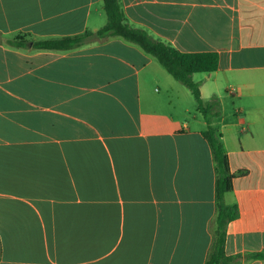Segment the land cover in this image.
I'll return each mask as SVG.
<instances>
[{
	"label": "crops",
	"instance_id": "obj_1",
	"mask_svg": "<svg viewBox=\"0 0 264 264\" xmlns=\"http://www.w3.org/2000/svg\"><path fill=\"white\" fill-rule=\"evenodd\" d=\"M119 3L155 40L219 54L217 71L193 79L204 104L219 102L212 125L235 175L225 250L264 264L246 257L264 254V0ZM106 20L103 0H0V264H205L216 216L207 123L159 109L191 91L119 37L33 47Z\"/></svg>",
	"mask_w": 264,
	"mask_h": 264
},
{
	"label": "trees",
	"instance_id": "obj_2",
	"mask_svg": "<svg viewBox=\"0 0 264 264\" xmlns=\"http://www.w3.org/2000/svg\"><path fill=\"white\" fill-rule=\"evenodd\" d=\"M106 24L97 32L86 31L83 34L62 38L33 40V47L42 51H70L80 48L94 39L122 38L141 47L146 53L155 57L160 65L177 81L185 85L192 93L198 111L206 120L207 127L203 135L208 141L216 168V216L210 224L211 246L205 264H239L242 255L229 256L225 244L228 225L238 218V210L225 203V195L232 191L235 175L231 173L228 155L222 142V135L212 125L215 114L212 110L219 105L216 98L210 104H204L200 86L194 81L197 73H213L218 70L220 57L216 52L185 53L170 44L155 40L145 30L134 28L128 22L119 0H103ZM18 36L16 39H23ZM22 46L26 42H11ZM247 259H264V254H248Z\"/></svg>",
	"mask_w": 264,
	"mask_h": 264
},
{
	"label": "rangeland",
	"instance_id": "obj_3",
	"mask_svg": "<svg viewBox=\"0 0 264 264\" xmlns=\"http://www.w3.org/2000/svg\"><path fill=\"white\" fill-rule=\"evenodd\" d=\"M201 76H204V74L201 73L200 75H198V77H196V80L201 78ZM171 78L173 79V77H171ZM173 80H175V79H173ZM175 82H177V81H175ZM176 84H178L176 86H179V88H180V86H182V85H180V84H182L180 82L176 83ZM153 89H155V91H160V93H163V88L159 84H155ZM178 95L180 96L179 93L178 94H174V97H175L174 98L175 109L174 108L171 109V107L169 108L166 104H162V107H159V109H162L163 113H167V112L172 113L175 116L176 120H180L182 122H184V121L192 122L193 118H194V115H198L199 117L204 118V115L200 111L197 110V103H196L194 97H191V100L190 99L186 100V98L183 97L181 99L182 100L181 102H176V99H177ZM238 102H239L238 98H235V99L230 98L229 111H232V109L237 108L235 106V104H237ZM233 103H235V104H233ZM185 108H189L190 109V113H186L185 114V112H184Z\"/></svg>",
	"mask_w": 264,
	"mask_h": 264
}]
</instances>
